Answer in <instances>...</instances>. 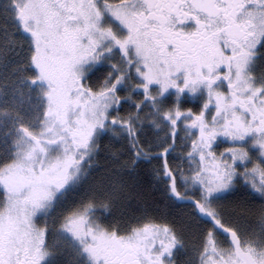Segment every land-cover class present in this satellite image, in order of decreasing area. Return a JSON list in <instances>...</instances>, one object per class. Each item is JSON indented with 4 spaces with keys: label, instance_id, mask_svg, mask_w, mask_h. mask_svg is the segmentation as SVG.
I'll use <instances>...</instances> for the list:
<instances>
[{
    "label": "snow or ice",
    "instance_id": "obj_1",
    "mask_svg": "<svg viewBox=\"0 0 264 264\" xmlns=\"http://www.w3.org/2000/svg\"><path fill=\"white\" fill-rule=\"evenodd\" d=\"M0 18V264H264V0Z\"/></svg>",
    "mask_w": 264,
    "mask_h": 264
},
{
    "label": "trees",
    "instance_id": "obj_2",
    "mask_svg": "<svg viewBox=\"0 0 264 264\" xmlns=\"http://www.w3.org/2000/svg\"><path fill=\"white\" fill-rule=\"evenodd\" d=\"M11 21L10 20H7V19H3V18H0V25H2V24H8V25H11ZM6 91L9 93V96H6V97H4V99H7V100H9V103L11 102V100H10V96H11V89H6ZM145 179H147V177H145ZM136 204L134 203L132 206H131V208L129 209L130 211L131 210H134L135 208H136Z\"/></svg>",
    "mask_w": 264,
    "mask_h": 264
}]
</instances>
